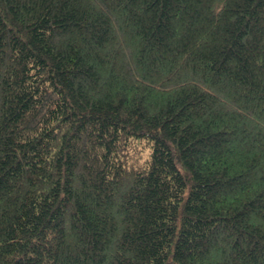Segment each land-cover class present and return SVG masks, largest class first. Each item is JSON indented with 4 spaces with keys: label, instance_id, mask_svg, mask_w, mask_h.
I'll list each match as a JSON object with an SVG mask.
<instances>
[{
    "label": "trees",
    "instance_id": "1",
    "mask_svg": "<svg viewBox=\"0 0 264 264\" xmlns=\"http://www.w3.org/2000/svg\"><path fill=\"white\" fill-rule=\"evenodd\" d=\"M0 264H264V0H0Z\"/></svg>",
    "mask_w": 264,
    "mask_h": 264
}]
</instances>
